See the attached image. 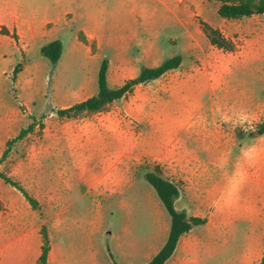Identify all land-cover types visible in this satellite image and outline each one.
<instances>
[{
	"label": "crops",
	"instance_id": "obj_1",
	"mask_svg": "<svg viewBox=\"0 0 264 264\" xmlns=\"http://www.w3.org/2000/svg\"><path fill=\"white\" fill-rule=\"evenodd\" d=\"M97 1L3 0L0 59L7 54L25 56L16 81L31 65L26 57L33 49L41 52L44 44L61 39L65 51L60 33L62 30L72 33L75 27L72 22L80 20L82 24L74 33L83 30L89 40H97L99 47L103 46L102 38H105L106 48L113 50L116 56L129 53L132 38H137L138 46L142 45L139 55L129 57L128 67L127 63L121 66L133 72L115 85L136 77L143 66L154 67L162 62L156 59L161 52L158 41L150 42L147 49L144 32L130 31L123 21L127 6L132 3L139 6L141 0L109 1L102 10L96 6ZM258 16L264 13L250 17ZM253 33L258 34V45L248 47L236 61L207 66L200 82L195 83L198 73H186L178 85L170 84L163 88L166 91L154 89L168 71L137 85L133 92L112 102L105 110L95 112H105L104 120L81 125L76 131L66 130L64 142L60 141L63 137L61 122L54 117L57 110L83 101L98 90L86 81L77 92L61 94L60 104L50 108L42 120L47 155L51 161H57L59 176L46 177L44 167L41 204L47 218L41 219L25 196L0 177V245L4 243L8 247L5 257L8 264H17L20 246L26 264L38 262L43 226L47 228L51 245L48 264L54 258L62 264L63 252L52 243V232L63 225L62 216L70 207L68 198L73 183L77 179L86 183L87 189L82 195L94 196L95 203L100 196L106 199L120 196V202L125 205L128 204L125 191L136 176L135 165L144 161L160 165L163 175L179 186L180 195L175 201L178 210L205 219L181 236L165 264H259L264 255V134H258L257 125L264 121V26L255 28ZM225 36L229 38L228 34ZM46 37L53 38L45 42ZM151 37L160 38L157 32ZM78 43L83 44L79 40ZM108 62L109 84L112 66L109 59ZM6 72L3 69L2 75L7 78ZM200 92L207 98L194 109V97ZM19 98L20 105H1L0 156L7 142L19 133L27 120L22 107L25 105L31 111V100ZM177 102L184 103L182 108L175 106ZM129 115L142 124L141 136L136 137L132 132ZM56 137L58 140L54 139ZM63 150L66 153L63 154ZM67 156L72 158L75 171ZM74 172L79 173V177H73ZM28 174H34L32 167L27 169ZM178 202L183 205L178 207ZM157 208L156 232L149 246L157 243L158 246L152 250L150 260L167 241L171 227V216L168 217L165 205L157 203ZM38 228L40 242L32 236ZM128 228L126 230L130 231ZM198 228L200 233L196 231ZM129 244L137 245L131 236Z\"/></svg>",
	"mask_w": 264,
	"mask_h": 264
},
{
	"label": "rangeland",
	"instance_id": "obj_2",
	"mask_svg": "<svg viewBox=\"0 0 264 264\" xmlns=\"http://www.w3.org/2000/svg\"><path fill=\"white\" fill-rule=\"evenodd\" d=\"M109 1L116 0H98L96 6L102 10ZM2 2L3 0H0V5ZM219 6V0H141L139 6H134L133 3L127 6L128 13L123 17V21L127 23L130 31L144 32L143 39L146 41L147 49L150 42L158 41L161 52L156 56L157 60L161 59L163 62L175 55L183 56L180 67L177 70H169L156 83L154 89L166 91L163 90L164 87L170 84L178 85L179 81L185 78L186 73H198L195 83L200 82V76L206 72L207 66L236 61L238 60L236 58L244 55L243 52L248 47L259 44L258 34L253 33V30L264 26V16L227 19L218 13ZM204 23L219 28L224 35L228 34L237 44L235 51H226L213 45L203 30ZM72 24L75 26L72 33L70 30H62L60 33L64 38L66 50L57 64L45 57L39 49H33L26 57L31 61V65L24 70L19 81H16L13 70L17 65L22 64V58L25 59L24 54H7L6 58L0 59V113L1 105L15 103L20 105L19 96H23L31 100V111L25 105L22 107L27 119L23 128H27L33 122L36 123L31 131L14 143L8 158L0 165V172L19 182L40 201L36 213L43 220L48 216L41 204L44 198L45 182L42 181L44 167H46V177L59 176L57 161H51L47 155V140L40 123L47 116L50 108L60 104L58 99L61 94L77 92L86 81L98 90V71L104 58H108L112 66L109 71V84L117 86L115 84L124 81V76L133 72L129 68L123 70L121 66L128 62L129 57L137 56L142 51V45L136 44L137 38H132L133 45L129 48V53L123 57L116 56L113 50L106 48L105 38H102L103 46L99 47L97 40H89L83 30L78 29L77 33H74L75 28H79L82 24L81 20ZM153 32L159 33L160 38L151 37ZM51 38L53 37H46L45 42ZM84 38L88 40L87 43L83 41ZM78 40L83 44H79ZM126 65L128 67V63ZM3 69L7 71V78L2 75ZM206 98L207 95L201 92L195 95L193 108H198ZM182 105H184L182 102L175 103L177 108H182ZM119 108L123 110L121 106ZM104 114L105 112L91 113L66 119L56 113L54 117L61 122L63 133L60 141H65L66 130L73 128L76 131L81 125L104 120ZM127 118L130 120L134 135L141 136L143 126L139 120L131 115ZM54 139L58 140V137ZM50 152L57 154L58 151L50 150ZM62 152L64 154L66 150ZM67 159L72 170L75 171L72 158L67 156ZM154 166L155 164L148 161L135 165L136 176L133 177L132 186L125 191L128 198V204L125 205L120 202V196L113 199L100 196L98 203H95L94 196L82 195L87 189L86 183L78 179L73 183L68 198L70 207L62 216L63 225L61 229L52 232V243L63 252L62 264L149 262L152 250L158 246V243L153 247L149 246L156 232L157 203L163 205L156 189L146 178V172L153 170ZM29 167H32L33 175H27ZM73 177H79V173L74 172ZM182 205V202L177 203L178 207ZM165 211L169 215L168 211ZM127 226L130 231L126 230ZM198 229L196 231L200 233L201 230ZM32 236L36 242H40L39 228L32 232ZM130 236L137 245L129 244ZM20 249L21 246L18 248L17 264H26V258L21 256ZM7 250L8 247L2 243L0 264H8L5 258L8 254ZM138 252L141 254L136 256ZM51 264H58L57 259L54 258Z\"/></svg>",
	"mask_w": 264,
	"mask_h": 264
},
{
	"label": "trees",
	"instance_id": "obj_3",
	"mask_svg": "<svg viewBox=\"0 0 264 264\" xmlns=\"http://www.w3.org/2000/svg\"><path fill=\"white\" fill-rule=\"evenodd\" d=\"M219 1L220 6L218 8V13L227 19H239L253 14L264 13V0ZM203 30L213 45L226 51H235L237 44L232 39L226 37L219 28H216L209 23H204ZM83 41L86 43L88 42L86 38H84ZM63 51L64 44L61 39H54L41 47V53L49 58L54 64L59 62ZM182 61V55H175L165 59L157 66H143L136 77L126 80L125 83L120 86L111 87L108 84L107 77L109 62L108 59L104 58L101 61L98 71L97 93L69 107L58 109L57 114L60 117H77L84 113L103 111L112 102L131 93L137 85L157 79L169 70L179 68ZM21 67L22 65L19 64L14 68V79H16ZM35 124L36 123L33 122L27 128H22L18 135L7 142L6 149L0 156V164L8 158L14 143L22 139L29 131H31ZM40 124L42 127V123ZM257 132L260 135L264 134V121L257 125ZM0 177H2L6 183L17 188L29 201L31 206L34 209L39 210V201L37 198L33 197L19 182L4 172H0ZM146 178L156 189L158 196L161 198L171 216V227L167 241L147 264H165V262L173 255L181 236L193 227L204 223L205 219L189 216L185 210H178L176 208L175 201L180 195V188L176 183H173L163 175L160 165H155L153 170L148 171L146 173ZM41 233L43 237L42 251L36 264H48L51 245L46 226L41 228ZM259 264H264V255Z\"/></svg>",
	"mask_w": 264,
	"mask_h": 264
}]
</instances>
